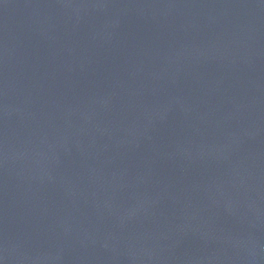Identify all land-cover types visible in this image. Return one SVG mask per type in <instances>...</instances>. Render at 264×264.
<instances>
[{
	"label": "water",
	"instance_id": "1",
	"mask_svg": "<svg viewBox=\"0 0 264 264\" xmlns=\"http://www.w3.org/2000/svg\"><path fill=\"white\" fill-rule=\"evenodd\" d=\"M0 264H264V0H0Z\"/></svg>",
	"mask_w": 264,
	"mask_h": 264
}]
</instances>
